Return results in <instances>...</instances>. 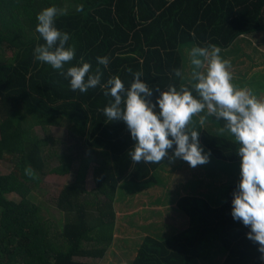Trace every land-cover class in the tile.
<instances>
[{"label": "trees", "instance_id": "trees-1", "mask_svg": "<svg viewBox=\"0 0 264 264\" xmlns=\"http://www.w3.org/2000/svg\"><path fill=\"white\" fill-rule=\"evenodd\" d=\"M49 6L66 10L55 21L75 48L65 70L90 63L92 73L97 67L103 72L102 84L119 76L126 89L131 73L141 71L152 90L151 103L170 84L188 87L198 98L195 81L184 77L182 48H226L238 35L264 28V0H0V161L11 163L9 173H0V264H95L82 259H103L112 245L118 190L137 192L160 184L157 171L168 161L133 163L127 125L109 122L98 111L112 100L104 89L74 92L57 70L34 59V48L43 43L36 17ZM98 56L109 57L107 68L98 65ZM173 69L182 77H175ZM202 114L223 127L224 121ZM195 118L200 142L214 158L240 161L231 134L201 127ZM63 125L67 142L54 139L50 130ZM28 167L38 179L25 175ZM45 174L71 177L55 200L63 213L60 228L29 198ZM239 181L240 171L216 188L213 199L180 196L176 206L187 215V227L167 238L145 236L130 264H212L208 258L214 247L219 264H264L258 244L247 238L250 228L231 215Z\"/></svg>", "mask_w": 264, "mask_h": 264}, {"label": "clouds", "instance_id": "clouds-1", "mask_svg": "<svg viewBox=\"0 0 264 264\" xmlns=\"http://www.w3.org/2000/svg\"><path fill=\"white\" fill-rule=\"evenodd\" d=\"M82 10V6L77 11ZM59 15L66 10L49 6L37 14L36 32L43 43L34 48V59L57 70L69 81L72 91L87 93L98 85L104 95L112 100L102 111L109 122L123 121L134 141L129 156L133 163H159L167 157L170 162L182 159L191 167L208 163L209 154L199 143V132L189 127L197 114L205 110L208 115L224 121L220 133L228 132L239 144L240 181L233 192L231 215L234 220L250 228L247 238L258 244L261 259H264V100L257 98L248 88H238L232 83L229 71L231 61L220 56L221 49L214 44L194 46L189 52L192 66V88L179 90L170 84L160 92L155 103L147 98L152 90L141 80V71L131 73L133 80L125 88L119 76L110 77L101 83L103 72L97 67L91 72L90 63L69 66L75 59L74 46H68L70 35L56 27ZM98 65L108 67V56H98ZM175 77H182L179 69H173ZM159 107V112L155 111ZM201 116L199 124H205ZM171 137V138H170ZM175 145V148L173 147ZM171 150V155L169 152ZM25 175L38 179L36 173L25 168Z\"/></svg>", "mask_w": 264, "mask_h": 264}, {"label": "rangeland", "instance_id": "rangeland-1", "mask_svg": "<svg viewBox=\"0 0 264 264\" xmlns=\"http://www.w3.org/2000/svg\"><path fill=\"white\" fill-rule=\"evenodd\" d=\"M190 50L191 48H186L182 50V54L184 65L188 61V66L191 67L189 54L186 55ZM259 78L261 79L262 76L260 75ZM191 81L194 82L192 79ZM261 83L264 84L263 81L258 82V84ZM155 111L158 113L160 110L156 108ZM196 121L197 118L193 119L189 127L198 130L200 135V128L196 127ZM204 126L210 130L219 131L217 126L209 120H205ZM50 130L54 139L67 142L68 132L66 125L51 127ZM35 131L39 137L42 136L43 133L40 128H36ZM199 143L204 149V153L209 154L208 163L193 168L182 159H176L173 162L175 166H173L174 164H170L168 167L171 168L173 166L170 169L171 171L169 169H159L157 171V176L160 179L159 185L137 192H128L122 188L118 190L114 203L116 232L112 245L108 249L104 259L100 261V264H127L131 261L134 253H136V247L139 246L144 236L158 235L159 237H163L171 233V227L174 225L177 228L186 226L187 217L176 211L177 208L174 200L179 198V196L190 192L196 193L206 199L210 195L213 199L217 187L238 178L240 161L233 163L216 159L201 144L200 136ZM52 164H49V166ZM10 171L11 163L0 161V173L7 174ZM39 178V184L32 191L29 198L36 206L41 208L42 215L45 218L60 228L63 223V213L57 208L55 200L59 190L63 185L71 181V177H58L57 175L45 174L39 176ZM93 186L92 176L89 173L86 178V188L90 191ZM9 198L18 200V197L14 194L9 195ZM156 200H162V203L156 204ZM213 257L217 259H213L212 256L208 259L211 260L212 264H219L220 261H216L219 260V255ZM89 260L97 264L99 263V260Z\"/></svg>", "mask_w": 264, "mask_h": 264}, {"label": "crops", "instance_id": "crops-1", "mask_svg": "<svg viewBox=\"0 0 264 264\" xmlns=\"http://www.w3.org/2000/svg\"><path fill=\"white\" fill-rule=\"evenodd\" d=\"M186 48H192V47H185L184 49H186ZM220 49H221L220 56L223 59L231 61V67H230L229 71L232 74V83L238 88L250 89L253 92V94L257 96V98L264 100V84L263 83L258 84L259 81L264 82V28L253 31V32L240 34L231 42V44L229 46H227L226 48H220ZM187 54H189V51L186 53V55ZM188 64L189 63L187 61L185 63V65H183L184 77H186L189 81H191V79H192L191 78L192 66L190 67V66H188ZM186 66H187V69H186ZM260 75L262 76L261 79L259 78ZM204 112H207V111L205 110ZM197 115H199L197 117L200 119V117L203 114L200 113ZM193 119H195V116L193 117ZM170 164H174L173 166H175V163L168 161L167 163H165V166L163 165L161 170L162 169H169V170L172 169L173 166L171 168H168L170 166ZM169 170H167V171H169ZM157 185H159V184H157ZM157 185H154V186H157ZM153 187H150V188H153ZM147 189H149V188H147ZM176 200H174L175 205H176ZM155 203L161 204L162 200L161 201L156 200ZM176 208H177V206H176ZM176 211L179 214H184L187 217V215L184 212H182L181 210H179L178 208ZM187 220H188V217H187ZM187 225H188V221H187L186 226H181V227L177 228L174 225L171 227V229H172L170 231L171 233L167 234L166 236H163V237H161V236L159 237L158 235H150V236L161 238V239L167 238V237L174 235L177 232L181 231L182 229L187 227ZM115 228H116V226H115ZM115 232H116V229L114 230V234H115ZM113 237H114V235H113ZM137 248H138V246L136 247V251H135L136 253H137ZM216 248L217 247L213 248V251H212L210 256H212V257L218 256L217 254H219V253H218V251H216L217 250ZM109 252H110V250H109ZM136 253H134V255L131 258V261L128 262L127 264H130L132 262V260L136 256ZM104 257H103V259H104ZM213 259H217V258L214 257ZM101 260L102 259H100L98 261L99 262L98 264L101 263L100 262ZM85 261L86 262H94V261H91L89 259H87V260L85 259ZM206 261L207 260L199 261V264H200V262H201V264H208V262H206ZM95 264H97V263H95Z\"/></svg>", "mask_w": 264, "mask_h": 264}]
</instances>
